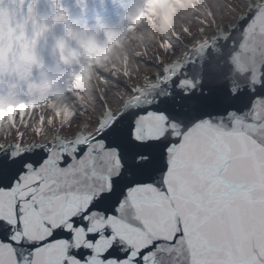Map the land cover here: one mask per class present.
Instances as JSON below:
<instances>
[{"label":"snow or ice","instance_id":"obj_1","mask_svg":"<svg viewBox=\"0 0 264 264\" xmlns=\"http://www.w3.org/2000/svg\"><path fill=\"white\" fill-rule=\"evenodd\" d=\"M196 22L68 102L0 58V264H264V0Z\"/></svg>","mask_w":264,"mask_h":264},{"label":"rangeland","instance_id":"obj_2","mask_svg":"<svg viewBox=\"0 0 264 264\" xmlns=\"http://www.w3.org/2000/svg\"><path fill=\"white\" fill-rule=\"evenodd\" d=\"M32 2L20 0L19 5H13L4 0L0 13L4 48L0 58L7 60L12 53L14 71L18 75L27 73L38 93L68 102L66 92L73 81L77 88L91 91L96 87L97 74L91 65L103 68L106 63L120 65L131 60L129 66L135 69V55L144 49L157 52L159 42L173 30L183 35L182 29L187 27L189 36L196 37L202 27L197 19L209 25L214 20L216 26L234 24L249 0H122L108 17L97 16L96 20L89 18L90 14L83 18L86 11L81 0H35L34 13H30ZM228 4L231 11L225 7ZM209 10L212 15H208ZM210 33L211 28L206 35ZM17 47L18 56L14 54ZM185 49L167 57L164 63L179 57ZM157 71L141 63L139 71H133L135 79L128 83L135 86ZM110 103L115 110L114 98L110 97ZM56 108L61 110V105L56 104Z\"/></svg>","mask_w":264,"mask_h":264},{"label":"trees","instance_id":"obj_3","mask_svg":"<svg viewBox=\"0 0 264 264\" xmlns=\"http://www.w3.org/2000/svg\"><path fill=\"white\" fill-rule=\"evenodd\" d=\"M85 5V17H88V14H90L89 18H93V20H96V17L103 16L108 17L109 13L113 9H117L121 5L122 0H81Z\"/></svg>","mask_w":264,"mask_h":264},{"label":"bare ground","instance_id":"obj_4","mask_svg":"<svg viewBox=\"0 0 264 264\" xmlns=\"http://www.w3.org/2000/svg\"><path fill=\"white\" fill-rule=\"evenodd\" d=\"M222 25H225V24H222ZM217 26L219 27V26H221V25H217ZM211 34H212V32H211L210 34H208V35L211 36ZM185 51H186V49L184 50V52H185ZM184 52H183V53H184ZM183 53H182V54H183ZM182 54H181V55H182ZM181 55H180L179 57H177L176 59H179V58L181 57ZM167 64H168V63H167ZM140 83H141V82H140Z\"/></svg>","mask_w":264,"mask_h":264},{"label":"water","instance_id":"obj_5","mask_svg":"<svg viewBox=\"0 0 264 264\" xmlns=\"http://www.w3.org/2000/svg\"><path fill=\"white\" fill-rule=\"evenodd\" d=\"M234 24H235V23H234ZM236 39H237V40L239 39V33L236 34ZM174 60H175V59H174ZM248 66L251 67L252 65L249 64Z\"/></svg>","mask_w":264,"mask_h":264}]
</instances>
